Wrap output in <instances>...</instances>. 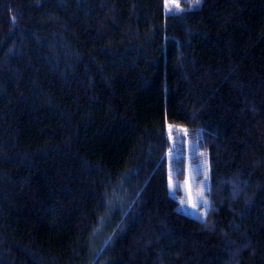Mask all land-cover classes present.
<instances>
[{
  "label": "trees",
  "instance_id": "16d2710c",
  "mask_svg": "<svg viewBox=\"0 0 264 264\" xmlns=\"http://www.w3.org/2000/svg\"><path fill=\"white\" fill-rule=\"evenodd\" d=\"M0 264H264V0H0Z\"/></svg>",
  "mask_w": 264,
  "mask_h": 264
},
{
  "label": "rangeland",
  "instance_id": "374dc122",
  "mask_svg": "<svg viewBox=\"0 0 264 264\" xmlns=\"http://www.w3.org/2000/svg\"><path fill=\"white\" fill-rule=\"evenodd\" d=\"M202 0H165L166 14L180 13L198 7ZM171 147L167 153L170 173V193L175 197L180 209L194 218L205 219L210 210L211 170L209 155L204 152L184 127L168 126ZM186 158V178L178 181L174 161ZM175 176V177H174ZM175 186V187H174Z\"/></svg>",
  "mask_w": 264,
  "mask_h": 264
},
{
  "label": "bare ground",
  "instance_id": "6f19581e",
  "mask_svg": "<svg viewBox=\"0 0 264 264\" xmlns=\"http://www.w3.org/2000/svg\"><path fill=\"white\" fill-rule=\"evenodd\" d=\"M169 163V162H168ZM175 177V176H174ZM185 178H186V174H185ZM185 180V179H184ZM183 180V181H184ZM167 185H168V192H169V194H170V196L171 197H173L172 195H171V193H170V188H169V185H170V173L168 172V174H167ZM173 198H175V197H173ZM180 205V204H179ZM184 213V212H183ZM188 215V214H187ZM190 216V215H189ZM192 217V216H191ZM198 219V218H197ZM199 220H201V219H199ZM203 220V219H202Z\"/></svg>",
  "mask_w": 264,
  "mask_h": 264
},
{
  "label": "snow or ice",
  "instance_id": "6c2138e0",
  "mask_svg": "<svg viewBox=\"0 0 264 264\" xmlns=\"http://www.w3.org/2000/svg\"><path fill=\"white\" fill-rule=\"evenodd\" d=\"M197 3H199V0H197ZM175 187V186H174Z\"/></svg>",
  "mask_w": 264,
  "mask_h": 264
}]
</instances>
